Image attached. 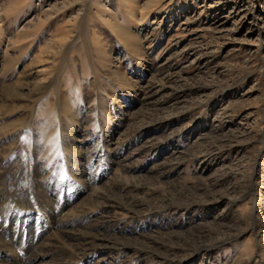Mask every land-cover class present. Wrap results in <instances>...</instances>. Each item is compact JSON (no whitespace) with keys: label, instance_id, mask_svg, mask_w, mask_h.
<instances>
[{"label":"rangeland","instance_id":"374dc122","mask_svg":"<svg viewBox=\"0 0 264 264\" xmlns=\"http://www.w3.org/2000/svg\"><path fill=\"white\" fill-rule=\"evenodd\" d=\"M0 186L8 264H264V0H0Z\"/></svg>","mask_w":264,"mask_h":264},{"label":"bare ground","instance_id":"6f19581e","mask_svg":"<svg viewBox=\"0 0 264 264\" xmlns=\"http://www.w3.org/2000/svg\"><path fill=\"white\" fill-rule=\"evenodd\" d=\"M41 27V26H40ZM38 30V29H37ZM41 31V30H40ZM56 33H57V35L59 36L58 37V39L57 40H53L52 41V43H50V47L52 48L53 47V52L52 53H55L54 55H56L57 53H61V50H62V48H63V46H64V43H67V44H69V45H71L72 44V40H68L67 42H65L66 41V32L64 33L63 32V30H61V28H56ZM58 56V55H57ZM70 72H71V70H70ZM52 84V83H51ZM49 86H50V83H44V84H41L39 87H37L36 89H35V93H37L38 92V95H43V93L45 94L46 93V91H48V89H49ZM50 91V90H49ZM147 93V92H146ZM40 95V96H41ZM147 150V149H146ZM42 171V170H41ZM39 173H41V172H39ZM43 174V173H42ZM97 180V179H96ZM53 181H56V180H54L53 179ZM65 181V180H64ZM70 181V180H69ZM68 182V181H67ZM42 184V183H41ZM46 184H49L48 182L46 183ZM45 184V185H46ZM43 185H44V181H43ZM42 185V186H43ZM61 185V184H60ZM64 185V184H63ZM39 186H40V182H39ZM50 186H52V185H50ZM57 186V185H56ZM55 185H54V187H56ZM2 186H0V188H1ZM44 187V186H43ZM64 187V186H63ZM46 189H48V186H47V188ZM51 188H49V190H50ZM67 189V188H66ZM51 190H53V188L51 189ZM50 190V191H51ZM55 190V189H54ZM47 191V190H46ZM57 191H59V190H57ZM4 192V191H3ZM53 192H55L56 193V191H52V193ZM1 193V192H0ZM47 193V192H46ZM51 193V194H52ZM59 193H60V191H59ZM62 193V192H61ZM4 194V193H3ZM45 194V193H44ZM47 195V194H46ZM0 196H2V194H0ZM4 196V195H3ZM49 196V195H48ZM53 196V195H52ZM61 196H62V194H61ZM60 196V197H61ZM68 196V195H67ZM57 197V196H56ZM59 197V198H60ZM69 197V196H68ZM50 198V197H49ZM4 199V198H3ZM64 199V198H63ZM49 200V199H48ZM50 200H51V198H50ZM0 202H1V200H0ZM56 204V203H55ZM63 204V203H62ZM64 205L66 206L67 204H65L64 203ZM28 212V211H27ZM29 213V212H28ZM48 213H52V211L51 212H48ZM47 213V214H48ZM23 214V213H22ZM21 214V215H22ZM30 215V214H29ZM49 215H51V214H49ZM23 216V215H22ZM24 216H25V214H24ZM23 216V217H24ZM15 217H17V216H15ZM19 217V216H18ZM17 217V218H18ZM28 217H30V216H28ZM48 217V216H47ZM50 217V216H49ZM13 218V217H12ZM20 218V217H19ZM22 218V217H21ZM39 218V217H38ZM41 218V217H40ZM46 217H44L43 219H45ZM52 218V217H51ZM14 219V218H13ZM16 219V218H15ZM26 219H27V216H26ZM33 219V218H32ZM34 219L36 220V218L34 217ZM48 219V218H47ZM29 220V219H28ZM31 220V219H30ZM34 220V221H35ZM7 221V220H6ZM5 221V222H6ZM26 221V220H25ZM45 221V220H44ZM49 221V220H48ZM4 222V223H5ZM45 222H47V221H45ZM49 222H51V221H49ZM53 223H54V221L52 220V223H51V226H53ZM34 224V223H33ZM37 224V223H36ZM33 225V226H37V225ZM41 224V223H40ZM47 224V223H46ZM49 224V223H48ZM5 224H3V228L4 227H6V225L4 226ZM26 225V224H25ZM39 225V224H38ZM23 226V225H22ZM32 226V227H33ZM21 226H19V228H20ZM37 227H39V226H37ZM7 228V227H6ZM18 228V229H19ZM30 228V227H29ZM36 228V227H35ZM40 228V227H39ZM3 230V229H2ZM6 230V229H5ZM22 230V229H21ZM4 231V230H3ZM12 231V230H11ZM23 231V230H22ZM41 231H42V229H41ZM18 232V231H17ZM7 233V232H6ZM12 233V235H14V236H16V233L14 232V229H13V231L11 232ZM19 233H21L20 231H19ZM26 233V232H25ZM24 233V234H25ZM41 233H43V232H41ZM46 233V232H45ZM3 234H5V233H3ZM81 234L83 235V236H77L76 238H81V237H86L87 238V236H88V234L89 233H87V232H81ZM85 234V235H84ZM1 235V234H0ZM8 235H9V233H8ZM39 235V234H38ZM43 235V234H42ZM4 236V235H3ZM24 236V235H23ZM34 237H37V236H34ZM44 237V236H43ZM2 238V237H1ZM1 238H0V241H1ZM4 238V237H3ZM12 238V237H11ZM17 238V237H16ZM25 237H23V239H24ZM38 238V237H37ZM40 238V237H39ZM44 239V238H43ZM42 240V239H41ZM82 240V239H81ZM20 241V240H19ZM43 241V240H42ZM41 241V242H42ZM41 242H37V243H35V245H32V246H30L28 249H30L31 250V252L32 253H30L31 255L30 256H27L26 257V259L24 260V261H22V260H17L16 261V263L17 264H40L41 263V261L44 259L43 257L42 258H40V256L42 255V253L41 252H39L38 250H39V248H40V246L41 245H43V243L42 244H40ZM80 242V241H79ZM84 243V246L86 247V245H88L89 243H88V240H86V241H82V242H80V243H78V246H83V245H81V244H83ZM40 244V245H39ZM47 245V244H46ZM35 248V250H33ZM82 248V247H81ZM1 250H3L2 248H1ZM76 250V249H75ZM90 251V250H89ZM94 251V250H93ZM99 251V250H98ZM65 252V251H64ZM77 252V251H76ZM71 253V252H70ZM82 253V252H81ZM88 254V251L87 252H84V253H82L81 255H85V254ZM29 254V253H28ZM4 255H6L5 253H4ZM73 255V254H72ZM71 254H70V258L72 257L73 258V256H72ZM75 256V255H74ZM92 256L93 255H91V256H85L84 257V259H85V261H89L91 258H92ZM0 257H2V253L0 252ZM40 258V259H39ZM15 261V260H14ZM15 263V262H14ZM78 263V262H77ZM0 264H8L6 261L4 262V259L3 258H0Z\"/></svg>","mask_w":264,"mask_h":264},{"label":"water","instance_id":"95a60500","mask_svg":"<svg viewBox=\"0 0 264 264\" xmlns=\"http://www.w3.org/2000/svg\"><path fill=\"white\" fill-rule=\"evenodd\" d=\"M254 228V223L252 224V229Z\"/></svg>","mask_w":264,"mask_h":264}]
</instances>
